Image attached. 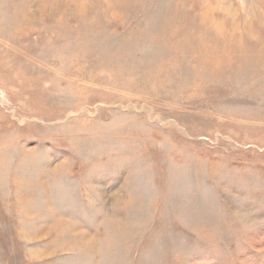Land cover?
Returning <instances> with one entry per match:
<instances>
[{"label":"rangeland","instance_id":"obj_1","mask_svg":"<svg viewBox=\"0 0 264 264\" xmlns=\"http://www.w3.org/2000/svg\"><path fill=\"white\" fill-rule=\"evenodd\" d=\"M0 264H264V0H0Z\"/></svg>","mask_w":264,"mask_h":264},{"label":"bare ground","instance_id":"obj_2","mask_svg":"<svg viewBox=\"0 0 264 264\" xmlns=\"http://www.w3.org/2000/svg\"><path fill=\"white\" fill-rule=\"evenodd\" d=\"M220 24H221V23H220ZM216 25H218V23L215 24V28H216ZM221 25H222V24H221ZM221 25H220V27H222ZM220 27H219V29H221ZM213 29H214V28H213ZM217 29H218V27H217ZM217 29H216V31H217ZM219 31H220V30H219ZM219 31H218V32H219ZM230 34H234V33H230ZM227 36H228V35H227ZM232 37H233V36H232ZM232 37H230V38H232ZM225 53H227V52H225ZM215 57H216V55H215ZM221 57L223 58V56H221ZM226 57H227V56H226ZM214 60H217V59L215 58ZM215 62H216V61H215ZM213 63H214V62H213ZM213 63H212V64H213Z\"/></svg>","mask_w":264,"mask_h":264}]
</instances>
